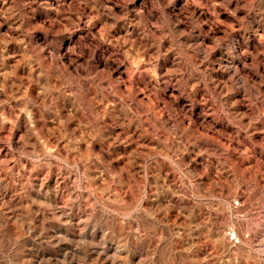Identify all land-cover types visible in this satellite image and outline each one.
<instances>
[{
  "label": "rangeland",
  "instance_id": "1",
  "mask_svg": "<svg viewBox=\"0 0 264 264\" xmlns=\"http://www.w3.org/2000/svg\"><path fill=\"white\" fill-rule=\"evenodd\" d=\"M0 264H264V0H0Z\"/></svg>",
  "mask_w": 264,
  "mask_h": 264
},
{
  "label": "bare ground",
  "instance_id": "2",
  "mask_svg": "<svg viewBox=\"0 0 264 264\" xmlns=\"http://www.w3.org/2000/svg\"><path fill=\"white\" fill-rule=\"evenodd\" d=\"M61 214V213H60ZM9 219V218H8Z\"/></svg>",
  "mask_w": 264,
  "mask_h": 264
}]
</instances>
